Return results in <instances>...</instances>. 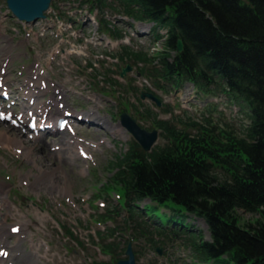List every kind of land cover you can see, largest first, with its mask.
Segmentation results:
<instances>
[{"label":"trees","instance_id":"trees-1","mask_svg":"<svg viewBox=\"0 0 264 264\" xmlns=\"http://www.w3.org/2000/svg\"><path fill=\"white\" fill-rule=\"evenodd\" d=\"M142 2L146 18L177 26L170 31L167 47L172 49L175 39L183 37V69L205 64L249 95L255 113L250 138L241 149L250 161L234 183L211 174L191 154L171 149L149 158L126 156L121 160L126 166L113 181L138 196L173 199L208 212L214 227L213 242L204 247L208 257L228 254L226 260L237 264H264V0ZM210 183L213 190L208 188ZM237 209L249 210L254 219L240 218Z\"/></svg>","mask_w":264,"mask_h":264},{"label":"rangeland","instance_id":"rangeland-1","mask_svg":"<svg viewBox=\"0 0 264 264\" xmlns=\"http://www.w3.org/2000/svg\"><path fill=\"white\" fill-rule=\"evenodd\" d=\"M4 2H5V0H0V8L2 6H4ZM2 8H4V7H2ZM5 29H6V27L4 29H2V31H4ZM22 35H23V33L21 35L17 34L16 38L19 39ZM232 106L235 107V108H233ZM219 109H225V112L230 114L232 110L235 112L238 109V107L229 104L228 100L226 99V97H224V102L219 105ZM230 115H233V114H230ZM111 118H112V120L116 121L115 117H111ZM0 153H1V149H0ZM102 154H104V153H102ZM100 157H101L100 159L103 162H106L107 159L110 157V151H108L104 155H101ZM50 161H52V160H50ZM28 165H29V163L24 161L22 158H19L18 160H15L13 164H10V166L13 167L12 170L14 171V173H12V176H13L12 179H14L15 184H17L18 186H21V184H22L21 183V178L23 177L25 172L28 171ZM74 165H76V163H74V162H68L66 164H58V165L54 164L53 165L54 168H52L53 169V175L57 176L59 178V180H62V182H64L65 179H62V178L65 176V174L68 173L69 168L71 166H74ZM106 174L108 175V172L103 173L101 171L99 176H101L102 177L101 179L103 180V179H105L104 176H106ZM69 177L71 178V180H74V179L78 180L77 186H78L79 189H80L81 186H83L85 184V180H82L80 177L76 176L72 171L69 172ZM88 188H89L88 192L90 194H93L94 192H96V189L94 188L93 184H90L88 186ZM25 190L28 191V192L37 194L36 193L37 191H33L29 186L25 187ZM103 195L106 196L107 201L110 200L112 202V205L114 203H117V200L112 199V196L115 195V191L111 192L110 195L107 192H104ZM95 204L98 205V202L96 201ZM112 205H111V207H113ZM248 217H249L248 219H254L253 216L249 215ZM93 223H94V225L97 228L99 227L98 225L95 224V222H93ZM108 224L109 225H113L114 227L115 226L119 227V225L122 227L124 225L121 217H118L116 222H108ZM102 228L105 229V225H103ZM120 232H123V231H120ZM123 233L126 234V232H123ZM80 234H81L82 237H85V238L88 237V233H86L84 231V229L81 230ZM86 251H87V253L89 252L93 256V257L89 256V258L91 260H93L94 258H97V259H100V260H103L104 258H107L106 255H104L103 253L99 252L98 247L95 244L89 245L88 249ZM86 257H87V254L85 252H78L75 255V257L73 258V261H75V262H77V261L85 262V260H87Z\"/></svg>","mask_w":264,"mask_h":264},{"label":"water","instance_id":"water-1","mask_svg":"<svg viewBox=\"0 0 264 264\" xmlns=\"http://www.w3.org/2000/svg\"><path fill=\"white\" fill-rule=\"evenodd\" d=\"M9 3L13 9H15L18 13H20L24 17H31L35 16L38 11V9H35L36 6L35 4H32V0H9ZM44 7L41 8V10Z\"/></svg>","mask_w":264,"mask_h":264},{"label":"bare ground","instance_id":"bare-ground-1","mask_svg":"<svg viewBox=\"0 0 264 264\" xmlns=\"http://www.w3.org/2000/svg\"><path fill=\"white\" fill-rule=\"evenodd\" d=\"M19 143L21 144V142H19ZM26 153H27V154H29V153H30L28 149L26 150Z\"/></svg>","mask_w":264,"mask_h":264}]
</instances>
